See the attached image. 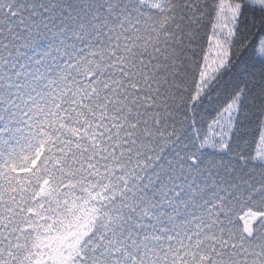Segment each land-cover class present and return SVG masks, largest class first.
I'll list each match as a JSON object with an SVG mask.
<instances>
[{
	"label": "trees",
	"instance_id": "trees-1",
	"mask_svg": "<svg viewBox=\"0 0 264 264\" xmlns=\"http://www.w3.org/2000/svg\"><path fill=\"white\" fill-rule=\"evenodd\" d=\"M221 1L242 4L228 62L197 94ZM262 38L245 0H0V264L86 212L69 264H264V220L240 219L264 212Z\"/></svg>",
	"mask_w": 264,
	"mask_h": 264
},
{
	"label": "rangeland",
	"instance_id": "rangeland-1",
	"mask_svg": "<svg viewBox=\"0 0 264 264\" xmlns=\"http://www.w3.org/2000/svg\"><path fill=\"white\" fill-rule=\"evenodd\" d=\"M245 2L257 6L264 5V0H245ZM241 5L230 1H221L218 5L198 79L197 94L201 92L204 85L211 82L213 77L227 65L229 46L234 37ZM257 56L264 60V38L259 42ZM238 98H235L212 123L206 144L222 145L224 141L228 140L237 114ZM255 158L257 161L264 162V125ZM240 219L245 230L249 232L251 225L255 221L264 220V212L247 211L241 215ZM91 220L92 214L86 212L64 235L49 238L44 245L49 250L46 251L43 257L38 258L34 264H69L76 254L80 242L87 235L89 231L88 225Z\"/></svg>",
	"mask_w": 264,
	"mask_h": 264
}]
</instances>
